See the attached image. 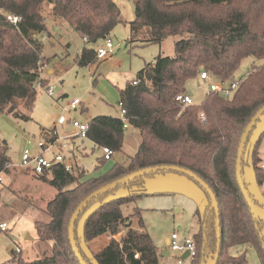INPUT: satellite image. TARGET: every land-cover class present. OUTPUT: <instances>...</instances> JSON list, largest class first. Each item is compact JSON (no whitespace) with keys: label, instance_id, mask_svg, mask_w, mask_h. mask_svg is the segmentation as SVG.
<instances>
[{"label":"trees","instance_id":"obj_1","mask_svg":"<svg viewBox=\"0 0 264 264\" xmlns=\"http://www.w3.org/2000/svg\"><path fill=\"white\" fill-rule=\"evenodd\" d=\"M133 1L134 17L126 21L128 41L160 43L174 36L177 38L174 53L158 55L145 63L131 82L118 88V104L125 110L126 127L120 116L96 115L87 122V138L98 147L107 146L118 152L130 126L138 131L137 148L125 161H115L102 175L83 180V170L73 162L71 170L58 163L42 173L12 166L5 142L0 141L1 176L8 177L19 168L56 189L44 207L14 194L18 210L33 206L46 217L36 219L34 229L38 240L50 245L33 259L23 257L16 248L8 262L80 264L68 238L69 219L78 203L100 186L132 171L176 165L195 173L216 197L220 226L216 264H243L244 254L234 256L229 249L246 243L255 248L260 264H264V217L249 208L235 178L240 137L251 117L264 105V0ZM45 4L51 5L50 12L55 19L65 21L82 38L84 46L74 58L80 67L97 60V50L89 44L103 40L104 45L107 38L111 39L113 28L122 21L115 0H0V112L6 111L22 120L31 118L36 88L45 85L40 77L41 68L48 61L42 54L47 33L42 14ZM248 56L262 63L253 65L228 96L209 91L201 103L185 107L177 99L187 93V80L200 77L203 71L208 78L228 84L242 59ZM200 113H204V120L200 119ZM252 129L244 145L241 166L243 169L244 163L251 159L256 183L261 186L264 185V163L259 164V156L255 155L258 140L251 141ZM41 132L46 143L58 138L53 130ZM249 143L252 148L246 159ZM102 159L106 160L104 156ZM167 172L188 177L204 193V206L194 213L198 230L191 240L196 255L188 264L211 263L217 238L209 196L184 173L162 169L117 185L93 198L81 210L75 221L74 237L88 264H158L156 246L144 230L141 209L135 203L147 195L146 178ZM249 194L256 204L264 207V203ZM130 204L136 212L124 214L123 206ZM134 215L138 228L132 227ZM81 219L82 238L86 242L104 234L120 233L118 238H110L106 246L93 252L92 260L79 244L76 230ZM135 253L139 255L137 258Z\"/></svg>","mask_w":264,"mask_h":264},{"label":"rangeland","instance_id":"obj_2","mask_svg":"<svg viewBox=\"0 0 264 264\" xmlns=\"http://www.w3.org/2000/svg\"><path fill=\"white\" fill-rule=\"evenodd\" d=\"M115 1L119 6L122 21L113 28L110 37L120 45L109 56L97 58L95 63L84 67L77 66L74 61L84 46L80 35L65 21L53 17L50 4L43 6L42 14L45 17L47 33L43 38L42 54L48 58L43 75L49 78V82L44 86H37V96L29 120L19 119L6 111L0 112V141L5 142L12 165L18 166L21 163L25 148H29L31 154L43 152V149L38 147L39 142L46 143L42 136V128L53 130L58 137L56 143H46L49 148L43 155L51 159L53 153H63L67 160L76 163L83 170V180L102 175L115 161H125L136 150L139 136L132 128L125 131L121 151L114 152L113 158L105 161L102 159L100 147L88 138L73 137V119L87 123L88 119L96 115L120 116L118 88L123 87L126 82H131L145 63L153 61L158 55L171 56L174 53V42L177 39L174 36H168L160 43L128 41L129 26L126 21L134 17V1ZM89 46L97 50L103 46V40ZM261 63L262 60L250 56L243 58L232 80H240L253 65ZM47 69H52L53 73L48 74ZM214 82L211 77L208 79L192 77L185 84L186 92L195 103H201ZM48 87L53 90V95L47 93ZM74 98L81 104L71 109L68 103ZM60 116L66 119L62 124L58 123ZM250 138L252 142L258 140V152L255 155L259 156V164L264 163V116L256 122ZM28 140L31 142L30 145L27 144ZM81 143L84 145L82 151L72 156L70 150L72 144ZM251 148L252 143H249L245 153L246 159ZM15 169L16 173L9 174L8 177L2 175L0 181V221H5L8 225L6 231H0V264H12L8 260L12 250L16 248L21 250L23 257L33 259L50 245V242H40L34 229V221L46 217L33 206H28L25 211L18 210L14 194L25 196L30 203L44 207L54 196L56 189L37 179L31 172ZM242 178L247 190L254 196L260 188L255 180L251 159L243 165ZM163 199L167 200V203H164ZM18 201L19 204L23 203L19 199ZM138 202L144 230L150 234L154 244L158 243V247L165 245L166 238L173 232L177 233L180 239L193 237L195 226L193 212L181 209L177 213L178 205L173 206V194L164 196L147 194ZM123 212L135 213L136 209L130 204L123 206ZM132 218L133 226L138 228L137 217L134 215ZM81 225L82 219L78 222L76 230L79 244L84 254L92 260L97 245L94 239L89 242L83 240ZM229 253L234 256L244 254L243 264H260L255 248L248 243L230 247ZM174 255L177 253L171 252L168 257L161 259L159 264H175Z\"/></svg>","mask_w":264,"mask_h":264},{"label":"built area","instance_id":"obj_3","mask_svg":"<svg viewBox=\"0 0 264 264\" xmlns=\"http://www.w3.org/2000/svg\"><path fill=\"white\" fill-rule=\"evenodd\" d=\"M120 43H115L113 40L107 38L104 41V45L97 49L96 56L97 58H105L109 56L111 53L114 52L115 48L119 47ZM208 74L203 71L200 73V78L202 79H208ZM240 80H232L228 84H223L220 82L215 81L213 83V86L210 91L221 93L223 96H228L233 90H235L239 85ZM47 93L49 95H53V90L51 87H48L46 89ZM177 99L182 103V105L188 106L192 105L194 103L192 97L189 94H181L177 97ZM80 104V101L76 98L69 100L68 107L71 109H75ZM120 108V117L123 120L124 127L127 126L126 119L124 117L125 110L122 107V104L119 103ZM200 119L204 120L205 116L204 113H200ZM65 118L63 116H60L58 118V123L62 124L65 122ZM72 126L74 128L73 131V137H79L81 139L87 138V130H88V124L82 123L77 120H72ZM58 139V138H57ZM50 142V144L56 143ZM27 144L30 145L31 142L28 140ZM38 147H41L43 149V152L49 148V145L39 142ZM103 156L106 160H110L113 158L114 151H112L109 147L103 146L101 147ZM43 152H39L38 154H31V151L29 148H25L24 152L22 154L21 163L18 166L15 167H21L30 170L31 172L35 173H42L44 170L51 168L54 164L62 163L65 165L66 170H71L73 165L72 163L66 159L65 155L61 152L53 153V156L51 159L46 158L43 155ZM12 165V164H11ZM14 166V165H12ZM2 177L0 175V181ZM8 225L5 221L0 222V231H6ZM118 233L114 235H110L111 238H115V236ZM119 235V234H118ZM169 249L176 252H187V256L185 258H182L181 256L177 259V264H188L190 259L194 258L196 255V247L192 240H184L179 241L178 240V234L173 232L170 235L169 241H168ZM139 255L138 253L134 254V257L137 258Z\"/></svg>","mask_w":264,"mask_h":264},{"label":"water","instance_id":"obj_4","mask_svg":"<svg viewBox=\"0 0 264 264\" xmlns=\"http://www.w3.org/2000/svg\"><path fill=\"white\" fill-rule=\"evenodd\" d=\"M263 113H264V105L262 107H260L255 112V114L251 117V119L247 123V125H246V127H245V129H244V131L240 137V141H239L238 148H237L236 161H235V178H236V181H237L238 186L241 190V193L243 194V197H244L247 205L249 206V208L252 211H254V212H256V213H258L264 217V207L256 204L251 199V197L249 195V192H248V190L245 186V183L243 181V178H242V166H241L242 153H243L244 145H245V142L247 140L248 134L251 131L253 125L256 123V121L260 118V116ZM162 169L179 171V172L184 173L185 175H187L190 178H192L193 180H195L205 190V192L209 196L210 205H211L210 207H211V209L214 210V213H215V233H216V238H217L216 251H215L214 257H213L210 264H216L217 259H218V255H219V245H220V242H219L220 241V226H219L218 204H217L216 197H215L213 191L211 190V188L208 186V184L205 183L200 177H198L192 171H190L188 169H184V168L176 166V165H156V166L145 167V168H141V169L132 171L128 174H125V175L105 184V185L100 186L99 188H97L96 190H94L90 194H88L82 201H80L78 203V205L75 207V209L72 212L70 219H69L68 238H69L72 250H73L76 258L79 260L80 264H88L84 260V258L82 257V255L79 251V248L76 244L75 237H74L75 221H76V218L78 217L79 213L81 212V210L84 207H86L88 202L91 201L93 198H96L97 196L115 188L117 185L122 184V183H124L130 179L135 178V177H138V176H141L144 174H148L152 171L162 170ZM186 256H187V252H185L182 255V258H185Z\"/></svg>","mask_w":264,"mask_h":264},{"label":"crops","instance_id":"obj_5","mask_svg":"<svg viewBox=\"0 0 264 264\" xmlns=\"http://www.w3.org/2000/svg\"><path fill=\"white\" fill-rule=\"evenodd\" d=\"M128 35H129V32H128ZM86 45L88 46V44H86ZM90 65H92V63L88 64L86 66H90ZM45 66L46 65H43V67L41 68L40 77L45 81V84H47V82H49V78H47V76L43 75V69L45 68ZM47 73L52 74L53 70L47 69ZM118 100H119V94H118ZM85 109H86V107H85ZM89 120L90 119H88V121ZM128 128H132V127L129 126ZM132 129H134V128H132ZM134 130L136 131V133H138V131L136 129H134ZM137 144H138V140H137ZM83 147H84L83 143L72 144L71 149H70V150H72L71 151L72 156H74V153H78V152L82 151ZM145 187H146V191H147L148 195L149 194H157V195L164 196V194H168V195L173 194V199H174L173 206L178 205L177 206L178 209L176 210V212L179 213V211L181 209H186V210L193 212V217L195 219L194 233L198 230L197 217L194 213L197 209L202 210L204 203H205V197H204V193H203L202 189L195 182H193L191 179H189L188 177H186L184 175L172 173V172H167V173H163V174H156L153 177L146 178L145 179ZM258 187L260 188V190L256 193L257 195L254 194V197H256L260 202L264 203V185H261V186L258 185ZM251 194H253V193H251ZM163 202L167 203V200L163 199ZM135 205L141 209V207H139L138 201L135 203ZM132 222H133V220H132ZM137 225H138V223H137ZM132 227H134L133 224H132ZM118 234L120 235V233H118ZM118 234L115 236V238L119 237ZM110 238H111L110 234H104V235H101V236L95 238L94 239L95 244L97 245L95 247L96 248L95 251L106 246ZM169 238H170V235L166 238L165 245H162L161 247H158L159 246L158 243L155 244L158 255H159L158 256V264L160 263L161 259L168 257L171 252L177 253V255H174V258L176 259V261H175V259H174V261H175V264H177L178 257H180V256L182 257V255L185 253V252L180 253V252L170 250L169 246H168ZM186 239L191 240L192 237H189V238L184 237V238L180 239L178 236L179 241H184Z\"/></svg>","mask_w":264,"mask_h":264},{"label":"bare ground","instance_id":"obj_6","mask_svg":"<svg viewBox=\"0 0 264 264\" xmlns=\"http://www.w3.org/2000/svg\"><path fill=\"white\" fill-rule=\"evenodd\" d=\"M1 222V221H0Z\"/></svg>","mask_w":264,"mask_h":264}]
</instances>
